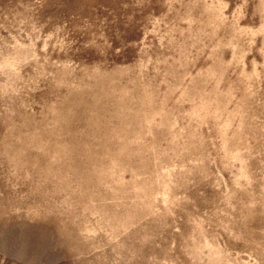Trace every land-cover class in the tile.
I'll return each mask as SVG.
<instances>
[{
	"label": "rangeland",
	"instance_id": "374dc122",
	"mask_svg": "<svg viewBox=\"0 0 264 264\" xmlns=\"http://www.w3.org/2000/svg\"><path fill=\"white\" fill-rule=\"evenodd\" d=\"M0 264H264V0H0Z\"/></svg>",
	"mask_w": 264,
	"mask_h": 264
}]
</instances>
